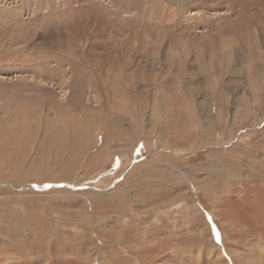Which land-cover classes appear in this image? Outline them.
Segmentation results:
<instances>
[{
	"label": "rangeland",
	"instance_id": "374dc122",
	"mask_svg": "<svg viewBox=\"0 0 264 264\" xmlns=\"http://www.w3.org/2000/svg\"><path fill=\"white\" fill-rule=\"evenodd\" d=\"M0 264H264V0H0Z\"/></svg>",
	"mask_w": 264,
	"mask_h": 264
}]
</instances>
